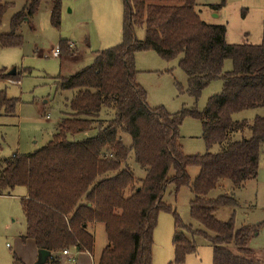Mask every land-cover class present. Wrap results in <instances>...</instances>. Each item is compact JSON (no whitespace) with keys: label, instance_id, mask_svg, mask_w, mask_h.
<instances>
[{"label":"trees","instance_id":"1","mask_svg":"<svg viewBox=\"0 0 264 264\" xmlns=\"http://www.w3.org/2000/svg\"><path fill=\"white\" fill-rule=\"evenodd\" d=\"M43 1L26 0L13 14L9 32H0V49L23 45L20 29ZM50 2L51 24L59 27L63 1ZM122 2V42L97 51L87 67L56 77L62 90L74 93L52 138L33 152L0 158L1 194L27 187L21 199L26 222L22 240L48 250V263L59 264L56 254L65 249L92 253L93 229L101 223L108 243L95 264H152L154 228L159 212L171 209L163 195L173 183L176 191L190 186V214L202 228L185 224L173 210L175 256L169 264L182 263L196 252L197 237L213 246V264H256L249 242L261 225L237 226L234 191L258 177L264 116L250 123L236 121L233 115L264 107V32L258 44L229 43L226 26L204 21L196 0ZM12 5L0 0V26ZM220 6L210 5L213 10ZM138 27L145 29L143 39L137 38ZM68 42L59 43L65 55L71 54ZM143 50H154L168 61L178 58L188 77L187 91L196 102L214 80L223 81L221 92L211 96L203 110L183 107L171 113L163 105L151 107L146 89L137 81L136 53ZM228 59L233 66L225 71ZM6 79L20 80V73L0 68V80ZM16 104L17 98L0 91V110L9 107L14 114ZM186 116L201 121L203 154L184 153L180 128ZM246 130L250 137L235 138ZM91 131L95 134L75 139ZM126 134L130 144L124 141ZM214 145H219L216 153L211 151ZM131 159L145 176L134 174ZM192 166L199 168L193 181L187 172ZM226 180L231 191L212 198L210 193L222 189ZM222 207L232 208L228 220L217 218Z\"/></svg>","mask_w":264,"mask_h":264},{"label":"rangeland","instance_id":"2","mask_svg":"<svg viewBox=\"0 0 264 264\" xmlns=\"http://www.w3.org/2000/svg\"><path fill=\"white\" fill-rule=\"evenodd\" d=\"M3 1L13 4L0 26V32L7 33L13 14L25 6L26 0ZM62 1V19L59 27L51 24V2L44 0L37 14L32 18L31 25L27 22L20 29L24 39L23 45L0 49V68H6L7 71L17 68V73H20V80H0V91L5 90L8 97L17 98L14 114H9L12 113L9 107L0 110V158L10 157L16 153H30L44 146L56 132L62 112L69 111V100L74 93L73 90H62L56 77L68 76L87 67L93 62L97 51L122 42L124 16L122 0ZM196 3L204 21L226 26L227 42L258 44L262 41L264 0H196ZM221 3L222 6L217 10L210 7ZM136 35L137 38L143 39L144 27L136 28ZM61 39L73 43L71 46V42H68L71 54L65 55L60 51L59 56H53V50L59 48ZM76 51L77 54L71 56ZM178 60V58L165 60L154 50L136 53L139 83L147 91L148 104L151 107L163 105L171 113L178 112L183 107L195 106L198 110H203L209 98L221 92L223 81L210 82L203 88L196 102L187 91L188 77L179 66ZM232 66V60L228 59L224 70L230 71ZM257 116H264V107L235 113L233 119L252 123ZM180 133L186 155L205 153L206 144L202 137V124L198 118L186 116ZM94 134V131L78 134L75 139L82 140ZM242 135L250 137L251 131L237 133L235 138L239 139ZM124 141L127 144L131 143L127 134L124 135ZM211 151L218 152L219 145H214ZM130 162L138 178L145 176V170L139 167L134 159ZM187 172L193 181L199 173V168L192 166ZM171 174L173 175L174 172L172 171ZM225 191H231V182L228 180L224 182L222 189L213 190L210 196L217 198ZM27 192L26 186L15 187L11 194L0 192V264H30L26 259L30 260L35 246L28 242L31 240L23 241L21 238L26 230L21 199L27 195ZM234 197L236 199L243 197L250 202L246 206L242 204L239 208L236 207L238 220L251 215L252 210L257 214L253 219L258 220L255 223L260 224L261 229L260 233L250 240L249 246L256 264H264V146L257 179L235 190ZM193 198L194 194L189 185L181 186L177 191L173 183L167 185L163 201L171 209L162 210L158 214L154 228L152 264H169L174 260L173 210L185 224L202 228V225L190 214ZM240 208L242 209L239 210ZM231 214V207L217 210V218L221 220H228ZM93 232L95 244L92 253L71 249L70 254L76 259L69 261L68 256L59 252L56 254L60 259L59 264H95L108 241L103 224H96ZM196 243L197 251L188 254L184 262L179 264H213V246L201 237L196 238ZM229 247L235 252L234 244ZM45 264L50 263L47 261Z\"/></svg>","mask_w":264,"mask_h":264},{"label":"crops","instance_id":"3","mask_svg":"<svg viewBox=\"0 0 264 264\" xmlns=\"http://www.w3.org/2000/svg\"><path fill=\"white\" fill-rule=\"evenodd\" d=\"M35 17V15L32 17V18H34ZM32 18H31V20H29L28 21V23H29V25H31V22H32ZM69 41V40H68ZM71 41H69V43H70ZM76 47V46H75ZM73 55H71V56H75V54H77V51L74 53H72ZM63 55V54H62ZM61 55V56H62ZM16 70H17V68H16ZM139 74V73H138ZM137 78H138V75H137ZM139 78L137 79V81L139 82ZM250 182H252V181H250ZM249 183V182H248ZM247 183V184H248ZM243 190V189H242ZM237 201H238V203H239V205H238V208H239V206L241 205L242 206V204H244L245 206L248 204V203H250L249 202V199H243V197H239L238 199H236ZM258 207H259V204H258ZM242 208H240L239 210H241ZM256 209V208H255ZM231 211V210H230ZM252 212V214L251 215H247V217H245V218H241V219H239L238 220V218H237V213L235 212V219H236V224H237V226H242V225H244V224H256L255 222L256 221H258V220H256V219H253L254 217H256L257 216V214H254V212H255V210H252L251 211ZM243 213H246V212H244L243 211ZM28 242H31V244H33L32 246H35V249H32V254H31V256H30V260L29 259H26L27 261H28V263H30V264H32L33 262H35L36 263V261L38 260V257H39V250H38V248H37V246L35 245V243L33 242V241H28ZM88 253V252H87ZM70 261V260H69ZM82 263V262H81Z\"/></svg>","mask_w":264,"mask_h":264},{"label":"water","instance_id":"4","mask_svg":"<svg viewBox=\"0 0 264 264\" xmlns=\"http://www.w3.org/2000/svg\"><path fill=\"white\" fill-rule=\"evenodd\" d=\"M10 74L16 73V68L9 71ZM50 257V252L48 250H39V257L35 264H45Z\"/></svg>","mask_w":264,"mask_h":264},{"label":"built area","instance_id":"5","mask_svg":"<svg viewBox=\"0 0 264 264\" xmlns=\"http://www.w3.org/2000/svg\"><path fill=\"white\" fill-rule=\"evenodd\" d=\"M71 46H73V43H70ZM60 55V49L56 48L55 50H53V56H59ZM65 256H68V260L70 261H75V256L70 254V250L69 249H65L62 252Z\"/></svg>","mask_w":264,"mask_h":264}]
</instances>
